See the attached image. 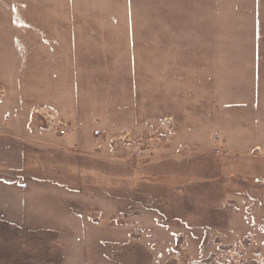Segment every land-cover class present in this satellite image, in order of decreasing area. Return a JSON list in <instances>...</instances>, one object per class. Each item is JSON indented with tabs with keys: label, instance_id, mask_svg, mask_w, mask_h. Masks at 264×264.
<instances>
[{
	"label": "rangeland",
	"instance_id": "374dc122",
	"mask_svg": "<svg viewBox=\"0 0 264 264\" xmlns=\"http://www.w3.org/2000/svg\"><path fill=\"white\" fill-rule=\"evenodd\" d=\"M7 99L0 264H264V0H0Z\"/></svg>",
	"mask_w": 264,
	"mask_h": 264
},
{
	"label": "crops",
	"instance_id": "0c3cea01",
	"mask_svg": "<svg viewBox=\"0 0 264 264\" xmlns=\"http://www.w3.org/2000/svg\"><path fill=\"white\" fill-rule=\"evenodd\" d=\"M13 95L14 94L9 95L8 98H11ZM8 101L9 99H7L6 102L0 101V191L4 192L6 191V189L14 186L16 188V191L19 192H23L24 190H29L30 192H35L38 190L43 191V185L40 186V184H37V182L43 183L44 181L39 178L33 180H14L12 183H8L7 180L11 178L10 176L12 174L20 177L21 171H14L15 168L18 169V167L21 166L20 162H18L19 157L22 158L23 156H25L22 162H24L26 158L29 159L30 156H34V158L37 159V154H44L47 150L53 153L54 150L51 151L50 148H45V146L55 147V145H57L56 147H60V144L50 145L45 143L43 140L37 139V137L35 136L36 133L34 132L35 122L31 119L33 109H29V107L27 106H16L12 109L11 107H9ZM66 149L75 151L77 153L76 147H68ZM56 151L57 153H60L59 148L56 149ZM81 153L86 152L83 151ZM14 156L16 158H13ZM36 174H38L40 177L45 176L44 169H37ZM4 201L7 207L8 200L5 199ZM27 202L28 201L22 200V198L19 200H15L16 205L19 206L20 209L25 208V206L28 205ZM19 203H22V205ZM23 203H25L26 205H24ZM28 203H33V205L30 204V206L36 209L44 208V204L40 203L39 201H29ZM22 212H20V219L26 217L24 211ZM36 218L42 217L40 216ZM22 222L25 223L24 220H22Z\"/></svg>",
	"mask_w": 264,
	"mask_h": 264
},
{
	"label": "built area",
	"instance_id": "2783aa9c",
	"mask_svg": "<svg viewBox=\"0 0 264 264\" xmlns=\"http://www.w3.org/2000/svg\"><path fill=\"white\" fill-rule=\"evenodd\" d=\"M48 115H49V114H48ZM49 118H50L51 120H54V117H53L52 115H49ZM59 123H60V122H58L57 125H58ZM59 132H60L61 134H65V133H67L68 131H67V129H65V128H61ZM123 141L125 142L126 147H132V145L134 144V143H133V140H132L131 137H127V138L124 137ZM137 145H138V144H137Z\"/></svg>",
	"mask_w": 264,
	"mask_h": 264
},
{
	"label": "trees",
	"instance_id": "16d2710c",
	"mask_svg": "<svg viewBox=\"0 0 264 264\" xmlns=\"http://www.w3.org/2000/svg\"><path fill=\"white\" fill-rule=\"evenodd\" d=\"M59 186V185H58Z\"/></svg>",
	"mask_w": 264,
	"mask_h": 264
}]
</instances>
